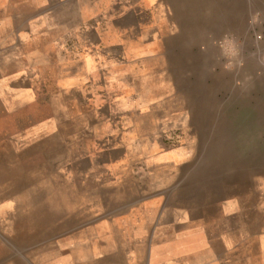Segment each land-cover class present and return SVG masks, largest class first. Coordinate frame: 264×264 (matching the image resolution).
<instances>
[{
    "label": "crops",
    "instance_id": "crops-1",
    "mask_svg": "<svg viewBox=\"0 0 264 264\" xmlns=\"http://www.w3.org/2000/svg\"><path fill=\"white\" fill-rule=\"evenodd\" d=\"M252 19L264 0H0V100L47 108L53 171L0 264H264Z\"/></svg>",
    "mask_w": 264,
    "mask_h": 264
},
{
    "label": "rangeland",
    "instance_id": "rangeland-1",
    "mask_svg": "<svg viewBox=\"0 0 264 264\" xmlns=\"http://www.w3.org/2000/svg\"><path fill=\"white\" fill-rule=\"evenodd\" d=\"M251 25L255 44L252 53L262 59L264 20L252 19ZM247 53L226 50L224 54L227 59H232ZM19 110L6 107L0 100V254L13 253L22 247L14 237V222L23 208L28 212L31 207L36 208L35 204L45 203L51 187L49 180L53 176L49 148L46 146L47 132L31 129L46 118L47 108L34 102ZM178 137L179 132L176 131L168 138L172 142Z\"/></svg>",
    "mask_w": 264,
    "mask_h": 264
}]
</instances>
